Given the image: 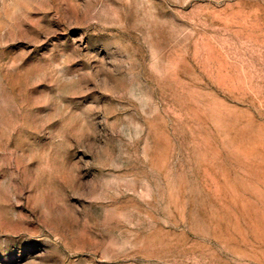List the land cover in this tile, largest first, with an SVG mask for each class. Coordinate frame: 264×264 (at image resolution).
Instances as JSON below:
<instances>
[{
    "label": "rangeland",
    "instance_id": "rangeland-1",
    "mask_svg": "<svg viewBox=\"0 0 264 264\" xmlns=\"http://www.w3.org/2000/svg\"><path fill=\"white\" fill-rule=\"evenodd\" d=\"M0 264H264V0H0Z\"/></svg>",
    "mask_w": 264,
    "mask_h": 264
}]
</instances>
